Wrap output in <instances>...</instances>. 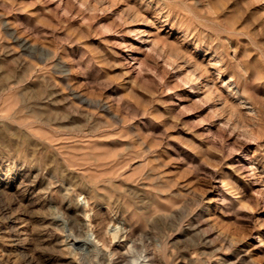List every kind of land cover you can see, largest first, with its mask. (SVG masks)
I'll return each mask as SVG.
<instances>
[{"label": "rangeland", "instance_id": "obj_1", "mask_svg": "<svg viewBox=\"0 0 264 264\" xmlns=\"http://www.w3.org/2000/svg\"><path fill=\"white\" fill-rule=\"evenodd\" d=\"M0 264H264V0H0Z\"/></svg>", "mask_w": 264, "mask_h": 264}, {"label": "bare ground", "instance_id": "obj_2", "mask_svg": "<svg viewBox=\"0 0 264 264\" xmlns=\"http://www.w3.org/2000/svg\"><path fill=\"white\" fill-rule=\"evenodd\" d=\"M220 58V57H219ZM217 59V58H216ZM215 60V59H214ZM218 60H220V59H218ZM221 61V60H220ZM219 61V62H220ZM215 69L217 70V74L215 75L216 77H218V73L221 71L220 69H219V67H215ZM196 70V69H195ZM193 74V73H192ZM192 80V79H191ZM220 81L222 82V85L223 86H225V88H226V90H227V93H229V96L231 95L232 97H234V95L236 94V100H238L237 101V103L238 102H240V103H246V102H243L242 100H241V98H242V96H241V94H239V91H238V89H237V86L231 81V80H229V79H227V80H223L222 78L220 79ZM230 96V97H231ZM235 98V97H234ZM231 99V98H230ZM234 102V101H233ZM77 203V202H76ZM78 204V203H77ZM80 206V205H79ZM77 207V206H76ZM88 222V221H87ZM92 243L94 242V241H91ZM96 243V242H95ZM95 243H93V244H95Z\"/></svg>", "mask_w": 264, "mask_h": 264}]
</instances>
